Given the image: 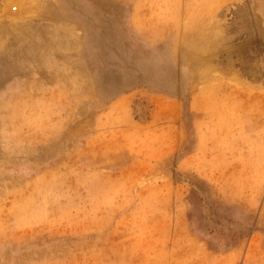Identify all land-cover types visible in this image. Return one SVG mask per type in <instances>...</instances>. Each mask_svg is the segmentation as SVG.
<instances>
[{"label":"rangeland","instance_id":"obj_1","mask_svg":"<svg viewBox=\"0 0 264 264\" xmlns=\"http://www.w3.org/2000/svg\"><path fill=\"white\" fill-rule=\"evenodd\" d=\"M0 264H264V0H0Z\"/></svg>","mask_w":264,"mask_h":264}]
</instances>
